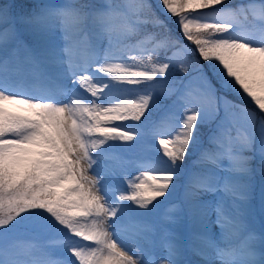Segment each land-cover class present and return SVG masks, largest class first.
<instances>
[{
    "label": "snow or ice",
    "instance_id": "obj_1",
    "mask_svg": "<svg viewBox=\"0 0 264 264\" xmlns=\"http://www.w3.org/2000/svg\"><path fill=\"white\" fill-rule=\"evenodd\" d=\"M0 264H264V0H0Z\"/></svg>",
    "mask_w": 264,
    "mask_h": 264
},
{
    "label": "rangeland",
    "instance_id": "obj_2",
    "mask_svg": "<svg viewBox=\"0 0 264 264\" xmlns=\"http://www.w3.org/2000/svg\"><path fill=\"white\" fill-rule=\"evenodd\" d=\"M8 2H12V0H8ZM16 2H21V3H32L33 0H16ZM19 242L21 245H27L28 243L32 242L31 238L26 235H22L19 239Z\"/></svg>",
    "mask_w": 264,
    "mask_h": 264
}]
</instances>
